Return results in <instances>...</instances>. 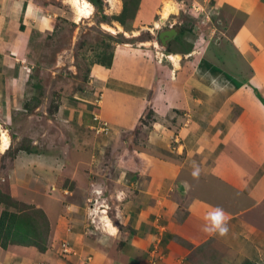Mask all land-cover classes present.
Here are the masks:
<instances>
[{"label": "crops", "instance_id": "0c3cea01", "mask_svg": "<svg viewBox=\"0 0 264 264\" xmlns=\"http://www.w3.org/2000/svg\"><path fill=\"white\" fill-rule=\"evenodd\" d=\"M217 2L226 16L232 17L234 29L226 41L216 42L218 49L214 55L206 57L204 52L198 57L201 52L195 51L196 56L189 58L192 63L174 68L178 71L175 78L180 77L183 84L171 86L170 95L162 96V101L152 99L146 104L157 117L168 120L164 130L154 133L156 137L163 135L165 145L161 148L158 142L147 141L146 150L139 152L133 146L134 156L141 163L134 168L136 174L130 176L132 170L120 168V175L117 173L113 179L123 185L116 189V224L107 215H102L104 222L100 223L101 233L114 234L119 241L120 256L110 259L105 256L104 247H97L98 258L91 256L90 264H264V0ZM42 8L40 0H0L2 117L8 118L6 110L19 111L18 99L28 89L33 68L30 65L46 35L47 20ZM192 53L184 55L192 57ZM171 54L170 59L180 57L175 51ZM116 57L107 68L95 66L105 76L97 105L101 113L104 110L121 121H129L137 118L133 108L129 107L131 112L127 109L129 114L125 117L121 109L125 101H137L140 78H145L140 67L144 69L145 64L141 61L133 81L118 72L123 61ZM76 113L71 114L75 120L82 121L91 115L93 122H97L92 116L94 111ZM156 124L164 122H154L153 127ZM1 138L3 153L10 142L6 141L2 149ZM48 158L39 151L21 150L15 161H20L21 166L25 159V166L42 164L46 170ZM196 169L198 177L192 175ZM11 171L10 181L15 182H10V191L15 192L12 194L45 212L50 245L54 249L65 241L72 245V252L64 254L60 262L82 264L83 257L93 251L89 245L95 241L91 236L98 225L92 224L95 220L89 221L84 205L75 204L76 195L70 192L65 180L57 178L58 185L51 186L61 191L55 188L48 194L41 187V179L27 181L22 175L26 174L24 169L18 166ZM26 191L29 201L24 195ZM217 207L227 217L228 231L223 236L204 231L212 227L205 216ZM93 228L92 234L87 232ZM34 248L18 244L0 246V264H36V260L48 258L50 264L57 263V253L50 249L40 253Z\"/></svg>", "mask_w": 264, "mask_h": 264}, {"label": "rangeland", "instance_id": "374dc122", "mask_svg": "<svg viewBox=\"0 0 264 264\" xmlns=\"http://www.w3.org/2000/svg\"><path fill=\"white\" fill-rule=\"evenodd\" d=\"M165 1L100 0L102 5L99 8L89 0H40L44 20H47L46 35L30 65L33 68L27 81L28 89L18 99L19 111L6 110L8 118L2 117L0 111V137L5 135L10 142L8 150L0 153V194H9L16 201L36 207L34 203L13 195L14 189L10 191L9 172L16 166L24 169L26 174L22 175L28 178L27 181L41 179V187L48 194L56 188L52 184L58 185L57 178L65 180L70 192L76 195L75 204L84 205L89 221L95 220L92 224L98 225L96 232L94 228L92 232L86 229L88 233L94 232L91 239L95 241L89 245V250L91 247L93 251L83 257L84 264L92 262L88 260L91 256L98 258L97 247H104L107 251L105 256L107 254L110 259L120 256L119 241L114 234L101 233L100 223L103 225L104 222L102 215H107L113 224L117 221L116 189L123 185L113 179L121 173L120 168L132 170L128 172L130 176L136 174L133 173L136 172L134 168L141 163L134 156L133 146L139 152L146 150L147 141L151 144L158 142L161 148L165 145L163 135L156 137L154 133L164 130L168 120L157 117L154 109L146 104L152 99L162 101V96L170 95L171 86L183 84L180 77L175 78L178 71L175 72L174 68L178 70L188 61L192 63L189 58L196 56L195 51L201 52L198 57H202L204 52L206 57L214 55L217 43L226 41L234 29L232 17L229 19L226 16L217 0H167L163 8ZM19 16L20 13H17L15 17ZM169 28H175L176 34L172 37L175 39L163 45L157 37L159 32ZM174 51L180 54L178 59H170ZM192 51V57L184 55ZM110 54L111 59L117 56L123 61L117 69L125 79L128 75L134 81V71L138 70L141 61L145 64L144 69L140 67L145 78H140V88L137 87L136 91L139 94L135 96L137 101H125L121 109L125 117L131 112L129 107H132L136 119L121 121L113 113L106 114L104 110L101 113L99 110L97 103L102 98L105 76L100 75L99 67L95 66L109 67L105 63ZM162 110L159 109L160 112ZM85 111L96 112L97 122H93L91 115L82 121L75 120L71 115ZM138 112L140 114L137 115ZM164 118L171 121L165 115ZM154 122L164 124L153 127ZM21 150L47 155L46 170L42 164L25 166V159L21 160L23 164L20 166L15 157ZM24 195L28 200L26 195L29 191ZM3 208L5 205L0 202V210ZM28 210L32 212L33 208L28 207ZM63 211L67 208L63 207ZM38 230H42V225L38 226ZM9 245L14 244H8L6 248ZM71 246L65 241L54 249L49 237L46 250L57 253L56 264H62L60 258L72 252ZM34 249L40 253L46 251ZM85 258L88 262H84ZM48 259L36 260L35 263L50 264Z\"/></svg>", "mask_w": 264, "mask_h": 264}, {"label": "trees", "instance_id": "16d2710c", "mask_svg": "<svg viewBox=\"0 0 264 264\" xmlns=\"http://www.w3.org/2000/svg\"><path fill=\"white\" fill-rule=\"evenodd\" d=\"M89 1L101 8L100 0ZM111 58L110 54L106 66H110ZM0 202L5 205L0 210V246L6 248L8 244L32 245L45 251L49 240V220L44 211L16 201L9 194H0ZM28 207L33 208V211L28 212ZM41 225L40 231L38 226Z\"/></svg>", "mask_w": 264, "mask_h": 264}, {"label": "clouds", "instance_id": "9594fccd", "mask_svg": "<svg viewBox=\"0 0 264 264\" xmlns=\"http://www.w3.org/2000/svg\"><path fill=\"white\" fill-rule=\"evenodd\" d=\"M192 175L194 177L199 176V169H196ZM211 221V228H204L206 232H218L221 236L225 235L228 231L227 228V217L223 209L217 207L213 212L208 213L205 216V220Z\"/></svg>", "mask_w": 264, "mask_h": 264}, {"label": "water", "instance_id": "95a60500", "mask_svg": "<svg viewBox=\"0 0 264 264\" xmlns=\"http://www.w3.org/2000/svg\"><path fill=\"white\" fill-rule=\"evenodd\" d=\"M176 34V30L174 28H169L167 30H163L159 33L158 38L163 45L167 44L169 40Z\"/></svg>", "mask_w": 264, "mask_h": 264}, {"label": "bare ground", "instance_id": "6f19581e", "mask_svg": "<svg viewBox=\"0 0 264 264\" xmlns=\"http://www.w3.org/2000/svg\"><path fill=\"white\" fill-rule=\"evenodd\" d=\"M6 141H8V140H7L6 136L4 135L2 137V145H1L2 149H4V147H5L4 145H5Z\"/></svg>", "mask_w": 264, "mask_h": 264}, {"label": "flooded vegetation", "instance_id": "af4514ba", "mask_svg": "<svg viewBox=\"0 0 264 264\" xmlns=\"http://www.w3.org/2000/svg\"><path fill=\"white\" fill-rule=\"evenodd\" d=\"M175 29V28H174ZM160 33V32H159ZM177 36V35H176ZM175 36V37H176ZM175 38H173V40H174ZM157 40L161 43V41L159 40V38L157 37ZM171 41V40H170ZM162 44V43H161ZM168 44V43H167Z\"/></svg>", "mask_w": 264, "mask_h": 264}, {"label": "built area", "instance_id": "2783aa9c", "mask_svg": "<svg viewBox=\"0 0 264 264\" xmlns=\"http://www.w3.org/2000/svg\"><path fill=\"white\" fill-rule=\"evenodd\" d=\"M94 118H96L95 115H94Z\"/></svg>", "mask_w": 264, "mask_h": 264}]
</instances>
